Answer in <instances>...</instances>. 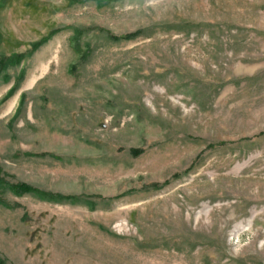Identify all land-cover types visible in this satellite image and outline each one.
I'll return each mask as SVG.
<instances>
[{
    "label": "rangeland",
    "instance_id": "374dc122",
    "mask_svg": "<svg viewBox=\"0 0 264 264\" xmlns=\"http://www.w3.org/2000/svg\"><path fill=\"white\" fill-rule=\"evenodd\" d=\"M0 55V264H264V0H0Z\"/></svg>",
    "mask_w": 264,
    "mask_h": 264
},
{
    "label": "trees",
    "instance_id": "16d2710c",
    "mask_svg": "<svg viewBox=\"0 0 264 264\" xmlns=\"http://www.w3.org/2000/svg\"><path fill=\"white\" fill-rule=\"evenodd\" d=\"M129 36H132V35H129ZM76 39H77V37H73V39H71V44H72V42H74V41H76ZM44 41H46V39H43V40H41V41H39L37 44H35L33 47L34 48H38L41 44H43V42ZM73 44H75V43H73ZM74 46H76V45H74ZM82 47V46H81ZM81 47L80 48H78L77 49V51H78V54L80 55V56H82L83 55V52H82V49H81ZM19 55H14V56H9V57H5V56H1L0 55V69L1 68H3L7 63H9L10 65H12V64H15V63H17V62H19ZM2 70V69H1ZM1 72V71H0ZM8 93V92H7ZM6 93V94H7ZM5 94V95H6ZM9 94H10V92H9ZM8 95V94H7ZM21 190H23V191H26V190H33V188H31V187H29V186H27V185H22L21 186Z\"/></svg>",
    "mask_w": 264,
    "mask_h": 264
}]
</instances>
